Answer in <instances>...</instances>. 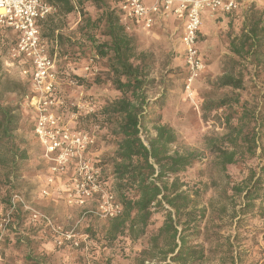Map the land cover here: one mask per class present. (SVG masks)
Returning a JSON list of instances; mask_svg holds the SVG:
<instances>
[{"label":"rangeland","instance_id":"374dc122","mask_svg":"<svg viewBox=\"0 0 264 264\" xmlns=\"http://www.w3.org/2000/svg\"><path fill=\"white\" fill-rule=\"evenodd\" d=\"M262 11L264 0H243L231 13L202 20L197 48L204 53V66L191 83L190 95L185 89L188 70L179 30L173 34L164 28L131 31L137 51L150 52L153 58L149 77L154 79V86L147 95L149 115L141 128L144 141L154 136L155 125L167 124L178 135L177 143L170 145L171 150L196 149L207 153L205 136L226 132L224 116L229 111L225 106L210 110L205 106L234 96L230 89L221 88L217 83L231 56L229 41L241 34L252 13L257 18ZM82 12L76 10L62 16L53 7L44 30L48 32L54 27L56 34H60L58 43L41 36L46 42L47 54L55 60V95L60 104H65L62 111L58 108L60 104L53 110L63 124L92 138V144L83 154L87 172L81 174L76 173L73 163L61 174L51 172V161L33 133L35 106L29 80L30 63L11 57L13 32L6 31L0 36L1 103L19 108L20 123L15 134L20 148L26 152V158L19 163L20 176L12 180L7 192L8 201L0 202V264H34L35 260L40 264H138L146 240L161 222L157 217L148 226L146 237L133 240L118 237L112 242L106 237L110 222L120 209L116 213L110 209L111 202L119 204L111 191L109 162L116 142L99 123L102 120L99 111L118 97L119 92L111 84L106 60L99 58L93 48L96 38L103 37L102 22L96 28L90 22L101 10L85 1ZM261 21L264 25V14ZM249 62L252 64H248L244 73L240 99L254 104L255 111L258 109L264 117V97H261L264 95V44L243 63ZM72 74L81 76L86 85L78 84ZM162 91L166 94L165 103L154 104ZM206 163L203 159L194 164L182 178L185 182L182 188L190 194L197 193L198 207L205 209L201 235L191 240L204 246V257L195 264H264V203L241 214L243 192L236 194L229 189L231 184L246 178L252 162L246 159L230 166L226 175ZM85 189L91 192L89 196L83 195ZM105 194L112 199H107ZM28 254L30 260L26 258Z\"/></svg>","mask_w":264,"mask_h":264},{"label":"trees","instance_id":"16d2710c","mask_svg":"<svg viewBox=\"0 0 264 264\" xmlns=\"http://www.w3.org/2000/svg\"><path fill=\"white\" fill-rule=\"evenodd\" d=\"M85 1L101 10L90 22L94 28L102 22L103 37L96 38L93 48L99 58L106 60L111 84L119 92L118 97L108 101L99 111L102 117L99 123L108 129L116 142L109 162L112 167L111 191L120 204V213L111 220L106 237L109 242L118 237L132 240L146 237L148 226L159 217L161 222L146 240L138 264H145V261L148 264L153 261L155 264L199 263L204 257L203 243L191 240L201 235L205 209L198 207L197 193L193 195L182 188L185 185L182 178L190 167L206 159L208 166L226 175L228 167L249 159L252 165L246 178L231 184L229 189L236 194L243 192L241 214L260 208L264 203V117L258 109L255 111L254 104L241 102L239 92L244 88L248 64H252L243 62L264 44V25L261 24L264 11L257 18L252 13V19L243 25L241 34L229 41L231 56L217 83L221 88L230 89L234 96L205 106L207 110L225 106L229 112L224 116L226 132L205 136L207 153L204 154L196 149L171 150L170 145L177 143L178 135L167 124L155 125L154 136L144 141L141 128L149 115L147 95L154 86V79L149 77L153 70L151 53L137 51L135 37L131 34L135 28L141 29L140 24L123 20L119 0H49V3L58 14L65 16L76 10L82 12ZM205 14L211 18L228 13L205 12L202 20L207 18ZM46 19L47 16L37 20L40 35L58 43L60 34H56L54 27L45 32ZM90 20L88 17V22ZM200 32L201 29L198 36ZM199 55L202 58L204 53L199 52ZM72 76L78 84L86 85L81 76ZM165 97L162 91L153 103L162 106ZM64 105L63 102L58 108L62 111ZM19 123V108L3 105L0 95V202L8 201L6 195L12 180L20 176V160L26 158L25 150L16 139ZM26 258L30 260L29 254ZM34 264L40 262L35 260Z\"/></svg>","mask_w":264,"mask_h":264},{"label":"built area","instance_id":"2783aa9c","mask_svg":"<svg viewBox=\"0 0 264 264\" xmlns=\"http://www.w3.org/2000/svg\"><path fill=\"white\" fill-rule=\"evenodd\" d=\"M243 0H153L145 4L144 0H119V9L124 21H135L143 29H150L155 16L173 14L183 18L181 43L184 62L188 70L185 89L190 95V86L203 69V59L197 48L198 32L205 12L230 13L238 9ZM49 0H0V36L6 31L15 34V42L10 48L12 58H22L30 63L29 80L35 106L33 133L44 147L51 161V172L61 174L70 163L76 173L87 172V163L83 156L92 144L91 136L80 130H73L63 124L53 107L60 104L54 92L55 60L47 54L46 42L41 39L37 20L52 11ZM26 74L27 70H23ZM53 178H50L52 181ZM94 189L97 188L93 182ZM83 188V184H80ZM89 190L83 195L89 196ZM107 199L112 196L105 194ZM110 209L116 213L119 204L111 202Z\"/></svg>","mask_w":264,"mask_h":264},{"label":"crops","instance_id":"0c3cea01","mask_svg":"<svg viewBox=\"0 0 264 264\" xmlns=\"http://www.w3.org/2000/svg\"><path fill=\"white\" fill-rule=\"evenodd\" d=\"M153 0H144L145 4H150ZM205 17H207L208 19H210V17H208L205 14ZM183 23L184 20L183 18L173 15V14H169L167 16H155L154 19V23L151 26V30L152 29H161L164 28L166 29L168 32H171L172 34L176 31H178V35L180 36V40H181V36H182V32H183ZM141 30H145L142 28V26L140 25ZM162 30V29H161Z\"/></svg>","mask_w":264,"mask_h":264}]
</instances>
